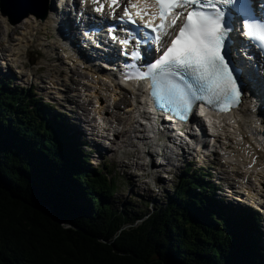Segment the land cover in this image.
Returning <instances> with one entry per match:
<instances>
[{
  "label": "trees",
  "instance_id": "16d2710c",
  "mask_svg": "<svg viewBox=\"0 0 264 264\" xmlns=\"http://www.w3.org/2000/svg\"><path fill=\"white\" fill-rule=\"evenodd\" d=\"M23 94L0 85V264H264L258 214L222 222L190 168L153 213L114 210L116 182Z\"/></svg>",
  "mask_w": 264,
  "mask_h": 264
},
{
  "label": "snow or ice",
  "instance_id": "6c2138e0",
  "mask_svg": "<svg viewBox=\"0 0 264 264\" xmlns=\"http://www.w3.org/2000/svg\"><path fill=\"white\" fill-rule=\"evenodd\" d=\"M97 5L94 11L115 16L123 5L120 19L137 24L147 36L137 38L129 32L119 43L136 41L130 54L135 61L143 57L139 44L153 43L161 54L126 75L129 80H150L151 96L161 110L187 120L197 102L213 110L230 112L240 104V68L230 61L234 16L240 21L241 34L264 49V16L252 12L249 0H84ZM231 6V7H229ZM139 31V29H137ZM167 37V39H165ZM117 39L116 36H112ZM227 41V47H226ZM242 83V81H241ZM218 123V122H217ZM252 165H249L251 167Z\"/></svg>",
  "mask_w": 264,
  "mask_h": 264
},
{
  "label": "rangeland",
  "instance_id": "374dc122",
  "mask_svg": "<svg viewBox=\"0 0 264 264\" xmlns=\"http://www.w3.org/2000/svg\"><path fill=\"white\" fill-rule=\"evenodd\" d=\"M20 5H23L21 1ZM18 12L21 13L22 11ZM35 23L38 26L39 23L34 22V24ZM0 27V38L3 39H5L8 32L14 28V26L7 24V19L3 18L1 14ZM51 32L52 33L48 32L45 27L39 25L38 29L34 28L30 38L26 37L22 40V35H20V37L14 36V42L10 41V43H7L3 40L2 42L5 43L7 47L12 48L13 53H10L12 54V57L7 56L11 72L8 69H6V71H1L0 69V82L12 78L13 86L31 89L39 98H43L44 101L50 103L53 106V109L60 111L59 113H64L65 119L69 121L71 127H76L80 131L78 126L81 125V130L83 128V131L85 130L84 133L87 132L83 136V141L87 142L88 145L94 144V140L96 139H94L92 137L93 134H91L94 130V120L90 123L91 116L90 114L88 115L90 112L85 111L87 109L92 111V107L91 105L88 107L85 106L86 108H84L83 111L79 105L76 106L78 103H75L76 98H78L75 92H78L77 89L81 90L82 84L86 82V78L93 79L92 74L79 68L72 62L67 61L66 54L62 52L63 45L58 43L57 34H55L53 30ZM19 33L26 34L24 31H20ZM28 42L33 43L31 46L28 45L27 47ZM54 44L57 49L53 47ZM31 54L33 58L30 56ZM3 56H5L4 53L0 51V60ZM58 58H60V60H58ZM51 81H56L59 84L58 88L52 89L51 87L53 84ZM103 94L106 95V93ZM27 95L29 94H26L25 96ZM107 96H109V94ZM58 98H61V100ZM68 99L72 102H68ZM81 101L82 103L85 102L84 98H81ZM124 106L125 105L122 104L116 112H114V110L111 111L109 119H113L115 115H122V113L126 111V109L123 108ZM76 115L83 117V121H89L86 123H90V126H85L82 121L76 120ZM92 117H94L93 114ZM79 136H82V134ZM79 139L82 140V137H79ZM105 144L111 149L108 152L109 154L101 157L90 154L89 164L94 167L107 166L117 178V190L109 200L114 210H119L121 212L125 211L133 217L152 213V208L158 207V204L165 202L166 193L171 192L177 179L183 174L182 171L177 172L175 180L173 182L168 180V183H163L159 192L154 189L151 190L153 187V181L151 176L148 177V174H146L149 167H146L147 162L145 161L144 156L140 160L142 163L136 164L132 161L130 162L129 167L124 166L121 161L125 160L127 155H119V152L115 151V147L111 145L109 141ZM88 148L95 150L91 146ZM223 162V155H211L209 158H205V160H197V162L193 164V167L196 169L200 168L198 171L203 168L206 170L211 169L212 176H214L216 180L221 181V187L223 190H229V187H232L234 191H239L237 185H243V179L236 176L238 174L235 175L233 173L231 165H225ZM249 163L250 162H248L247 165H249ZM234 172H236L235 168ZM243 172L244 171H242V173ZM145 178H149V180H146L149 181V185L145 184ZM249 180L252 181L254 178L250 177ZM239 195H242V192ZM262 197H264V195H262ZM217 199L220 201V197ZM261 200L262 199H259L258 197H255L252 200L247 199L246 196L244 198V201L248 203L246 206L249 208H259L258 203H262ZM152 201L156 202L151 204ZM224 203L230 206L229 201L225 200ZM235 206L237 208V205ZM262 211L261 231L264 233V208Z\"/></svg>",
  "mask_w": 264,
  "mask_h": 264
},
{
  "label": "bare ground",
  "instance_id": "6f19581e",
  "mask_svg": "<svg viewBox=\"0 0 264 264\" xmlns=\"http://www.w3.org/2000/svg\"><path fill=\"white\" fill-rule=\"evenodd\" d=\"M23 4L26 2V0H20ZM51 12L50 16L46 21H40L39 19H36L34 16L26 18L25 21L20 23L17 26H14L15 28H19L23 26L26 32H30L33 30V28L38 29L39 25L42 27H45L47 30L53 26L54 28L59 23L58 18L55 16V12L53 10V3L54 0H51ZM35 20L37 22H40L37 26V24L32 21ZM3 47L0 44V48ZM56 48L55 44L53 46ZM57 49V48H56ZM67 49L70 50V47H67ZM72 51V50H71ZM32 55V54H31ZM60 60V58H58ZM95 80L92 82H89V85L92 87L91 90L86 91L88 94L85 96L87 99L92 98V96L95 98V104L101 105L98 109L94 108L93 111H89L88 109L85 110L92 115L94 112L99 118H103V116L107 117V131L113 132V139L111 140V144L113 146H120L122 144L128 143L129 137L127 135V131L125 129L119 130L116 128L117 125H123L125 126V122L127 119L128 112L122 113V115H115L113 119H109V114H111L110 107L105 106V100L104 98L99 94V91L106 87V90H108L111 94V97L115 98V107L118 109L121 107L122 104L126 103H118L117 101V92L118 91H124V88H121L119 86H115V83H113L114 89H110L108 86L101 84L99 82V78H101L99 75L94 73ZM103 80H110L109 77L103 76ZM53 84L56 86L57 83L53 82ZM77 84V82H76ZM131 88V87H128ZM96 91V92H94ZM76 103H78L76 106H80L82 110L84 111L85 106H89L88 103H81L79 99L81 97L77 96ZM123 100V99H121ZM120 100V101H121ZM87 104V105H86ZM129 106V105H128ZM133 113V112H132ZM131 113V114H132ZM81 117V116H80ZM235 121L228 122V124L223 123L219 125V128H217V135H221L219 138V141L223 143V145L226 147V152L230 153L227 154L230 156V162L231 168H235L240 170V173L244 171L242 174H244L247 177H253L254 180H250L249 183L244 182L243 189L245 190V193L247 196L255 198L259 197L260 199H263L262 195H264V135L256 130V126L253 125V122L250 123V113L248 110V107L243 109L242 111H239L237 115H234ZM88 118V117H87ZM83 120V117H81ZM94 119V118H93ZM103 123H106L105 118ZM84 122H89L84 120ZM92 122V121H90ZM101 127V126H100ZM87 133V132H85ZM92 134V133H91ZM104 139L109 140V137L105 136ZM101 145H103L102 141H97L94 143V147L98 148ZM109 154V153H108ZM237 161V162H236ZM251 166V170L249 165ZM152 162L147 161L146 167H149V165ZM152 165H155V163ZM158 167V163L156 164ZM238 165V166H237ZM150 171V167L149 170ZM254 175V176H251ZM249 185V186H247ZM261 194V195H258ZM263 201V200H262Z\"/></svg>",
  "mask_w": 264,
  "mask_h": 264
},
{
  "label": "water",
  "instance_id": "95a60500",
  "mask_svg": "<svg viewBox=\"0 0 264 264\" xmlns=\"http://www.w3.org/2000/svg\"><path fill=\"white\" fill-rule=\"evenodd\" d=\"M1 1H2V12H3V14L8 15L13 19V13H12V10L10 9L12 0H1ZM34 1H35V7H34V9L31 10L32 14L36 15V17L41 18L42 20H45L47 17V10H48L47 1L48 0H31L30 2L34 3ZM25 16H27V15H25ZM25 16L21 17L16 22L21 21ZM14 24H16V23H14Z\"/></svg>",
  "mask_w": 264,
  "mask_h": 264
}]
</instances>
